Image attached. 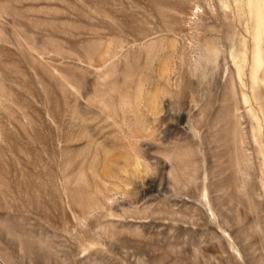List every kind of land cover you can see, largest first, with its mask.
<instances>
[{
    "label": "rangeland",
    "instance_id": "1",
    "mask_svg": "<svg viewBox=\"0 0 264 264\" xmlns=\"http://www.w3.org/2000/svg\"><path fill=\"white\" fill-rule=\"evenodd\" d=\"M249 1L0 0V264H264Z\"/></svg>",
    "mask_w": 264,
    "mask_h": 264
},
{
    "label": "bare ground",
    "instance_id": "2",
    "mask_svg": "<svg viewBox=\"0 0 264 264\" xmlns=\"http://www.w3.org/2000/svg\"><path fill=\"white\" fill-rule=\"evenodd\" d=\"M255 3H254V0H250L249 1V6H250V10H251V12H252V16H253V18L255 17V5H254ZM255 19V18H254ZM257 66V65H256Z\"/></svg>",
    "mask_w": 264,
    "mask_h": 264
}]
</instances>
